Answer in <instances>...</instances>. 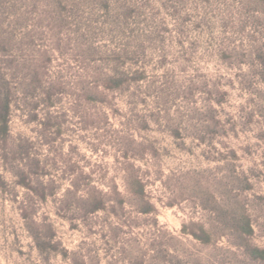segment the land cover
Masks as SVG:
<instances>
[{
    "label": "rangeland",
    "instance_id": "374dc122",
    "mask_svg": "<svg viewBox=\"0 0 264 264\" xmlns=\"http://www.w3.org/2000/svg\"><path fill=\"white\" fill-rule=\"evenodd\" d=\"M8 96L0 264H264V0H0Z\"/></svg>",
    "mask_w": 264,
    "mask_h": 264
},
{
    "label": "trees",
    "instance_id": "16d2710c",
    "mask_svg": "<svg viewBox=\"0 0 264 264\" xmlns=\"http://www.w3.org/2000/svg\"><path fill=\"white\" fill-rule=\"evenodd\" d=\"M120 85H116V86H111L110 89H118ZM10 99L9 96L7 97L6 101H5V110L3 113L0 112V137L2 139L7 138L8 136V125H9V119H8V114H9V110H10ZM136 193L138 194L139 192L137 191V189L135 190ZM208 238V237H207ZM202 239L203 242L207 243L210 241V239Z\"/></svg>",
    "mask_w": 264,
    "mask_h": 264
}]
</instances>
